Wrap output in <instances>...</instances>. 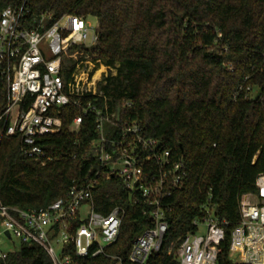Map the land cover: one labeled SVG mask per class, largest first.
Segmentation results:
<instances>
[{"label":"trees","instance_id":"trees-1","mask_svg":"<svg viewBox=\"0 0 264 264\" xmlns=\"http://www.w3.org/2000/svg\"><path fill=\"white\" fill-rule=\"evenodd\" d=\"M29 5L34 14L50 9L56 17L97 19L99 43L92 60L116 70L99 85L110 109L139 121L146 136L158 139L187 167L183 186L163 202L169 231L147 264H178L169 248L193 230L209 198L229 222L219 264H232L229 236L240 219V200L256 190V178L264 173V0H30ZM248 85L263 89L258 99H244L239 89ZM80 113L77 106L62 108L61 130L39 141L45 160L26 157L19 136L2 139L4 204L46 207L100 170L89 151L97 137L93 115L83 119L78 132L70 129ZM94 198L103 214L124 207L119 239L108 253L134 264L131 246L154 224L143 211L148 207L131 205L121 181L105 174ZM114 262L99 256L83 264ZM0 264L53 262L40 246L22 242Z\"/></svg>","mask_w":264,"mask_h":264},{"label":"built area","instance_id":"built-area-1","mask_svg":"<svg viewBox=\"0 0 264 264\" xmlns=\"http://www.w3.org/2000/svg\"><path fill=\"white\" fill-rule=\"evenodd\" d=\"M29 1L0 0V146L4 137L19 136L26 157L45 160L39 141L61 130L62 108L73 105L81 113L74 117L71 131L78 132L86 116L94 117L97 137L89 151L100 170L40 209L8 206L0 197V244L8 242V231L14 248V238L19 237L43 248L53 264H83L99 256L123 264L108 248L119 239L126 211L117 205L103 214L95 207V191L105 174L121 181L131 205L148 207L143 211L154 224L136 238L129 252L131 263L147 264L161 251L169 231V209L163 202L183 186L187 167L158 139L146 136L139 121L122 119L120 110L110 109L102 89L78 79L82 61L76 57L98 45V21L93 25L92 17L72 13L56 17L50 9L34 14ZM241 91L244 99H253L258 88L248 85ZM255 186L241 198L240 219L230 232L232 264H264V173ZM200 212L193 230L169 248L178 264L220 263L229 222L217 214L211 198ZM9 253L0 248V260L5 263Z\"/></svg>","mask_w":264,"mask_h":264},{"label":"rangeland","instance_id":"rangeland-1","mask_svg":"<svg viewBox=\"0 0 264 264\" xmlns=\"http://www.w3.org/2000/svg\"><path fill=\"white\" fill-rule=\"evenodd\" d=\"M90 22L93 25H96L97 19L92 17L90 18ZM92 52L88 54L80 53L76 57L77 59L82 61V64L78 69L77 75L78 79H81L82 82L86 84L93 83V89H99V85L104 80L106 75H109L110 73L115 74L116 70H111L103 64H100L99 67L96 66V64L91 60V57L93 55ZM85 61H88V64L85 63ZM14 242L16 248H19V246H21L22 241L19 237H15ZM0 248L5 250L6 252H12L15 249L9 239L8 242L6 240H3V242L0 244Z\"/></svg>","mask_w":264,"mask_h":264},{"label":"water","instance_id":"water-1","mask_svg":"<svg viewBox=\"0 0 264 264\" xmlns=\"http://www.w3.org/2000/svg\"><path fill=\"white\" fill-rule=\"evenodd\" d=\"M262 91H263L262 88H260V89L258 90L257 95H256V99H258V98L261 96ZM160 144H161V143H160ZM5 234H6V236H7L9 239H11L10 233H9L8 231H6Z\"/></svg>","mask_w":264,"mask_h":264}]
</instances>
